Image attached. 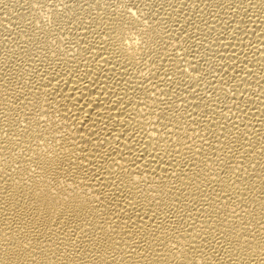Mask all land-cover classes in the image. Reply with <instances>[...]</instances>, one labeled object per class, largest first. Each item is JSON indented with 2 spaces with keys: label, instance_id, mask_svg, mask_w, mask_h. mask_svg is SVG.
I'll list each match as a JSON object with an SVG mask.
<instances>
[{
  "label": "bare ground",
  "instance_id": "obj_1",
  "mask_svg": "<svg viewBox=\"0 0 264 264\" xmlns=\"http://www.w3.org/2000/svg\"><path fill=\"white\" fill-rule=\"evenodd\" d=\"M28 2L0 0V264H264V0Z\"/></svg>",
  "mask_w": 264,
  "mask_h": 264
},
{
  "label": "rangeland",
  "instance_id": "obj_2",
  "mask_svg": "<svg viewBox=\"0 0 264 264\" xmlns=\"http://www.w3.org/2000/svg\"><path fill=\"white\" fill-rule=\"evenodd\" d=\"M19 1L22 2V3H24V2L26 3L29 0H23V1L22 0H19ZM30 1L29 2L31 4V6H32V9H34L33 10L34 11V15L36 14L35 16H37V18H39L41 22H44L46 24H49V22L51 21V15L49 13V10L47 9L48 8V5L50 3H53V2L56 3V4H59L61 2V0H54V1L53 0H30ZM72 1H75V0H72ZM47 17L50 18V19H48Z\"/></svg>",
  "mask_w": 264,
  "mask_h": 264
}]
</instances>
